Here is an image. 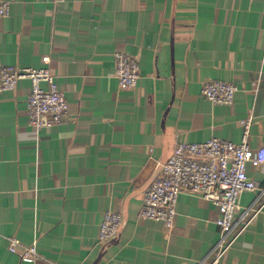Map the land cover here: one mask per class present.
I'll return each instance as SVG.
<instances>
[{
	"label": "crops",
	"instance_id": "1",
	"mask_svg": "<svg viewBox=\"0 0 264 264\" xmlns=\"http://www.w3.org/2000/svg\"><path fill=\"white\" fill-rule=\"evenodd\" d=\"M7 1L0 65L41 66L48 55L69 110L37 127L28 79L0 91V264L208 262L219 236L211 200L181 192L171 229L139 211L178 142H238L251 117L248 142L264 145V0ZM117 51L138 58L132 88L119 86ZM213 79L236 83L231 104L202 94ZM247 172L259 187L242 192L235 218L253 219L220 264H264V163ZM109 209L123 222L102 241ZM13 237L36 240L40 256L22 261Z\"/></svg>",
	"mask_w": 264,
	"mask_h": 264
},
{
	"label": "built area",
	"instance_id": "2",
	"mask_svg": "<svg viewBox=\"0 0 264 264\" xmlns=\"http://www.w3.org/2000/svg\"><path fill=\"white\" fill-rule=\"evenodd\" d=\"M9 13V2L0 1V15L7 16ZM42 61L41 66L23 68L0 65V91L15 89L23 78L29 80L28 117L29 122L37 127L61 122L69 110L66 97L49 70V56H43ZM114 62L120 88L134 87L139 77L137 56L117 51ZM45 83L48 87L44 86ZM237 88L233 81L213 79L203 83L201 92L212 102L231 104ZM251 123V117L240 120L242 136L238 142L216 136L201 142H178L172 155L161 164L158 178L144 193L139 217L160 220L169 229L174 224L176 203L181 192L199 194L218 207L216 224L219 236L211 246L208 254L210 260L205 264H220L253 219L246 218V211L239 212L238 218H235L242 192L254 191L259 187L248 176V165L257 167L264 163V145L253 148L248 142ZM263 205L264 201L257 212ZM122 222L118 210H106L99 223L100 240L106 241L117 235ZM9 240L11 252L16 253L21 248L19 255L22 261L33 262L40 256L36 240L30 244H24L14 237Z\"/></svg>",
	"mask_w": 264,
	"mask_h": 264
}]
</instances>
